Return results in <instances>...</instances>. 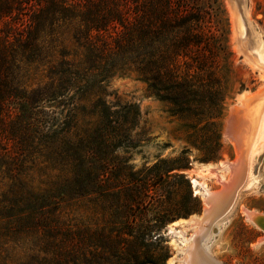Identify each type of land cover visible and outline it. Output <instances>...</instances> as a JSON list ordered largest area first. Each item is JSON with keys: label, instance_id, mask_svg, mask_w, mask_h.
<instances>
[{"label": "trees", "instance_id": "obj_1", "mask_svg": "<svg viewBox=\"0 0 264 264\" xmlns=\"http://www.w3.org/2000/svg\"><path fill=\"white\" fill-rule=\"evenodd\" d=\"M217 3L0 0V264H111L106 251L132 244L123 264L148 263L140 249L160 221L137 234L126 217L116 232L62 206L95 195L149 208V180L139 181L141 198L119 202L139 186L119 153L132 148L139 111L107 103L112 77L137 74L176 116L215 127L229 56Z\"/></svg>", "mask_w": 264, "mask_h": 264}, {"label": "rangeland", "instance_id": "obj_2", "mask_svg": "<svg viewBox=\"0 0 264 264\" xmlns=\"http://www.w3.org/2000/svg\"><path fill=\"white\" fill-rule=\"evenodd\" d=\"M214 7V25L229 53L222 67L227 82L215 127L176 116L137 74L112 77L106 87L107 103L117 108L132 105L139 111L130 137L132 148L119 153L128 169L125 175L131 174L138 182L149 180V208L141 211L129 203L128 207L133 204L129 210L113 200L101 202L95 195L62 206L65 217L116 232L126 217L135 221L137 234L144 231L145 220L160 221L146 238V247L140 249V259L148 262L145 264L183 263L184 239L194 229L182 220L201 216L206 208L203 195L195 191H218L220 180L228 175L221 164L233 163L238 157L228 134L232 109L241 104L244 95L255 109L264 111V0H218ZM260 144L234 203L216 223L215 233L204 241L208 254L221 264H264V232L245 217V212L264 216V140ZM192 179L205 188L194 189ZM140 182L138 187L121 191V204L127 196L142 197ZM185 206L194 212H186ZM134 248L132 244L116 254L106 251L104 258L111 264H123Z\"/></svg>", "mask_w": 264, "mask_h": 264}, {"label": "bare ground", "instance_id": "obj_3", "mask_svg": "<svg viewBox=\"0 0 264 264\" xmlns=\"http://www.w3.org/2000/svg\"><path fill=\"white\" fill-rule=\"evenodd\" d=\"M239 103H241L239 106L232 109L228 121V134L238 153L237 160L233 163L221 164L228 175L227 178L220 180L221 188L218 191L213 193L208 190H204V193L195 191V194L203 195L206 208L202 211L201 216H192L188 220H182L183 223L190 224L194 229L190 237L184 239L182 264H221L208 254V250L204 247V241L209 234L217 230L216 223L234 203L235 197L248 175L252 156L258 151L261 141L264 140V111L259 108L255 109L256 106L250 104L249 97L246 98L244 95ZM209 170L215 171V169ZM192 185L194 189L198 186L205 188V185L196 179H192ZM245 217L258 228L257 218H264L255 212H245ZM263 240L264 238L261 239V241Z\"/></svg>", "mask_w": 264, "mask_h": 264}, {"label": "water", "instance_id": "obj_4", "mask_svg": "<svg viewBox=\"0 0 264 264\" xmlns=\"http://www.w3.org/2000/svg\"><path fill=\"white\" fill-rule=\"evenodd\" d=\"M257 221H258L257 224H258L259 228L264 232V218L263 217H258Z\"/></svg>", "mask_w": 264, "mask_h": 264}]
</instances>
